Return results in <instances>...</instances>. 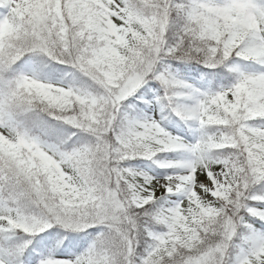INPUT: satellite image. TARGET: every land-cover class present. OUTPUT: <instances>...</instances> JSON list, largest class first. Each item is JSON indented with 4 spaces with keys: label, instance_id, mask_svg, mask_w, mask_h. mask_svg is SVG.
Wrapping results in <instances>:
<instances>
[{
    "label": "snow or ice",
    "instance_id": "6c2138e0",
    "mask_svg": "<svg viewBox=\"0 0 264 264\" xmlns=\"http://www.w3.org/2000/svg\"><path fill=\"white\" fill-rule=\"evenodd\" d=\"M0 264H264V0H0Z\"/></svg>",
    "mask_w": 264,
    "mask_h": 264
}]
</instances>
